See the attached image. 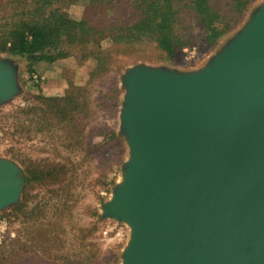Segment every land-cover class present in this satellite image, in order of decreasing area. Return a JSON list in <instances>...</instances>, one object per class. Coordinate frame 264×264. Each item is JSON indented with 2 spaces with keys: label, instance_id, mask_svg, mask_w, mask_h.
Listing matches in <instances>:
<instances>
[{
  "label": "water",
  "instance_id": "95a60500",
  "mask_svg": "<svg viewBox=\"0 0 264 264\" xmlns=\"http://www.w3.org/2000/svg\"><path fill=\"white\" fill-rule=\"evenodd\" d=\"M122 86L129 160L103 215L131 228L123 264H264V5L205 69ZM15 92L0 64V102ZM22 187L0 160V211Z\"/></svg>",
  "mask_w": 264,
  "mask_h": 264
},
{
  "label": "rangeland",
  "instance_id": "374dc122",
  "mask_svg": "<svg viewBox=\"0 0 264 264\" xmlns=\"http://www.w3.org/2000/svg\"><path fill=\"white\" fill-rule=\"evenodd\" d=\"M88 3L75 1L69 14L81 19ZM208 4L221 18L220 36L210 38L207 27L184 10L173 26L172 52L150 35L123 48L104 42L87 57L76 48L50 64L49 78L21 58L0 54V64L13 67L16 86L12 98L0 102V160L18 168L23 185L17 203L0 211V264H123L131 228L103 215L129 160L121 130L122 80L136 67L170 73L205 69L264 0ZM126 8L120 14L107 11L102 22L109 27L126 16V25L134 24V12Z\"/></svg>",
  "mask_w": 264,
  "mask_h": 264
},
{
  "label": "trees",
  "instance_id": "16d2710c",
  "mask_svg": "<svg viewBox=\"0 0 264 264\" xmlns=\"http://www.w3.org/2000/svg\"><path fill=\"white\" fill-rule=\"evenodd\" d=\"M75 1L1 0L0 54L21 58L35 68L67 58L76 48L87 57L104 42L123 48L149 35L161 49L172 52L173 26L184 10L207 27L210 38L221 34L216 23L221 18L209 0H88L81 19L68 12ZM126 6L125 12H134L137 21L127 26L126 16H120L106 27L102 18L107 11L120 14Z\"/></svg>",
  "mask_w": 264,
  "mask_h": 264
},
{
  "label": "crops",
  "instance_id": "0c3cea01",
  "mask_svg": "<svg viewBox=\"0 0 264 264\" xmlns=\"http://www.w3.org/2000/svg\"><path fill=\"white\" fill-rule=\"evenodd\" d=\"M50 68V64H46V63H44V62H42V63H39V64H37L36 65V67H35V69L37 70V71H39L40 72V74H42L43 75V73L45 74V72L47 71V69H49ZM45 75H47V76H45L46 78H49L50 77V75H51V73H46ZM45 77H44V79H45Z\"/></svg>",
  "mask_w": 264,
  "mask_h": 264
}]
</instances>
